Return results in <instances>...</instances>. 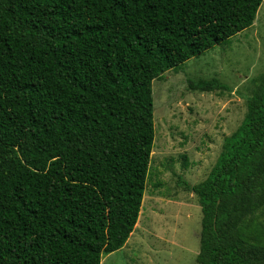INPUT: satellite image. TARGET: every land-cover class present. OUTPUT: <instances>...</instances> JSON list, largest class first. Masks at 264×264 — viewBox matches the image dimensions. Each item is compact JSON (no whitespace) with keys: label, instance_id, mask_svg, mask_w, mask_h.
<instances>
[{"label":"trees","instance_id":"16d2710c","mask_svg":"<svg viewBox=\"0 0 264 264\" xmlns=\"http://www.w3.org/2000/svg\"><path fill=\"white\" fill-rule=\"evenodd\" d=\"M264 0H0V264H101L136 229L153 82L250 29ZM199 200L197 264H264V72ZM189 88L225 89L219 79ZM187 167V164H186Z\"/></svg>","mask_w":264,"mask_h":264},{"label":"rangeland","instance_id":"374dc122","mask_svg":"<svg viewBox=\"0 0 264 264\" xmlns=\"http://www.w3.org/2000/svg\"><path fill=\"white\" fill-rule=\"evenodd\" d=\"M263 72L264 1L250 29L153 82L155 141L139 222L125 247L101 264H197L202 211L183 182L207 178L225 137L245 118L252 79ZM213 78L226 88H189ZM240 234L264 245V211L245 219Z\"/></svg>","mask_w":264,"mask_h":264}]
</instances>
